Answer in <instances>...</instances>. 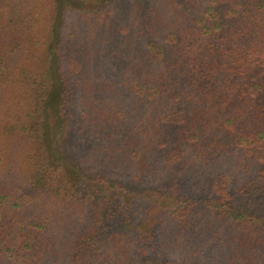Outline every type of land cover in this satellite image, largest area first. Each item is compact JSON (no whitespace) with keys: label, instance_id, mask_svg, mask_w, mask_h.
I'll list each match as a JSON object with an SVG mask.
<instances>
[{"label":"trees","instance_id":"trees-1","mask_svg":"<svg viewBox=\"0 0 264 264\" xmlns=\"http://www.w3.org/2000/svg\"><path fill=\"white\" fill-rule=\"evenodd\" d=\"M0 264H264V0H0Z\"/></svg>","mask_w":264,"mask_h":264}]
</instances>
